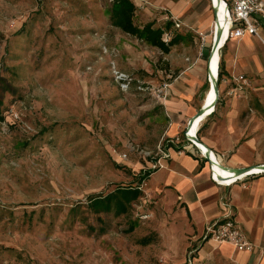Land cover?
<instances>
[{
  "label": "rangeland",
  "instance_id": "1",
  "mask_svg": "<svg viewBox=\"0 0 264 264\" xmlns=\"http://www.w3.org/2000/svg\"><path fill=\"white\" fill-rule=\"evenodd\" d=\"M131 1L136 26L166 28V42L180 37L168 55L114 28L109 0H0V264H223L180 199L171 202L170 188L154 186L165 172L150 180L155 171L139 152L119 159L130 146L167 152L169 141L182 139L184 121L171 128L186 115L171 112L165 98L171 90L180 104L193 84L186 107L199 111L210 46L206 38L201 47L198 33L208 27L197 23L210 14L192 7L174 17L161 0ZM172 17L185 26L175 28ZM232 58L245 83L218 82L215 113L198 138L227 166L261 165L264 64L259 49ZM115 72L131 78L128 88ZM237 184L264 192V175ZM127 187L141 193L127 213L90 208L91 198ZM224 192L218 203L231 204ZM253 250L264 253V240Z\"/></svg>",
  "mask_w": 264,
  "mask_h": 264
},
{
  "label": "crops",
  "instance_id": "2",
  "mask_svg": "<svg viewBox=\"0 0 264 264\" xmlns=\"http://www.w3.org/2000/svg\"><path fill=\"white\" fill-rule=\"evenodd\" d=\"M261 1L264 3V0ZM161 5H164L168 9L169 14L174 17H184L186 14H189L190 11L192 13V7H202L203 11L208 10L210 19L206 21H199L197 24L201 28L208 27V31H206L205 34L209 33L214 20L209 0H161ZM198 16L199 14L197 13V17ZM174 17H172L171 19H175L180 22L182 26H185V24L181 22L179 18ZM261 35L264 36V31H261ZM238 40H243V44L241 43V46L237 49L236 42ZM258 49L260 54L258 66L262 68V64H264V46L261 44L259 39L252 35H244L242 38H228L220 52L221 64L224 70L223 78L226 80H229V78L231 77L237 78L234 74L239 73L243 69V66L241 67L239 65H233L232 57L236 55V53L237 56H243L246 51L252 52ZM204 66L206 73V59L204 61ZM233 67H235L234 70H232ZM232 71L234 73H231ZM239 76L242 75H238V77ZM192 85L193 84L188 85L190 89L185 90L186 92H184V94H181L180 104H176V102H174V100L172 99L173 94H171V90L167 92L165 103L168 105V109L171 112L177 111V113H180L179 111H181L184 115H186L184 117L181 116L182 119L180 120L177 117L173 118L174 125L171 128L172 133L178 130V127L176 125L177 123H179V121L180 123L184 121V126H186L188 121L196 115V110L189 111L186 107L187 99H191L194 94V90L191 89ZM206 92L204 94L200 108L203 106L206 100ZM215 110L216 108L214 107L213 113L210 116L206 117L200 123L196 131V135L197 132H199V130L202 128L203 124L208 120V118L215 113ZM196 139L200 141L197 136ZM201 143L211 151L216 164L219 163L218 165L224 169H253L259 166L262 167L264 165L261 164L257 166L235 167L236 164L234 162H230L231 165L227 166L224 163L223 155L218 154L203 142ZM185 144L186 142L182 141L178 146L172 145L169 148L168 152L170 157L169 159L162 161V164L164 166L163 169L151 173L150 180L151 177H153V175L158 171L165 172L163 174V178L154 186H164L165 188H170L172 193H170L169 195V201H174L175 197L180 199L186 213H190L194 217L196 224H198L200 227L202 226L200 229L201 234L206 225L213 224L219 219L221 210L220 203H218L220 197L219 195L225 194V190H230V202L233 208L232 212L234 220L239 225L248 241L253 244L254 249H256V247H261V244L264 240V224L262 225V215L264 213V192H255L254 186H252L250 189H247V191H243L242 189H240L239 184L237 183L228 188L217 187L210 179V169L208 162L206 161V159L199 156L196 149L190 148V151L192 152H183L179 154L173 151V146L178 150V148L182 147ZM262 179L263 178H258V180L253 181V183L255 184V182ZM205 248H207V250H210V248H212L214 251L217 250V254H219V256H217L216 258L223 259V264H264V253L261 252L260 254L257 250H253V252L251 253L238 252L230 245H214L212 244V242L205 243Z\"/></svg>",
  "mask_w": 264,
  "mask_h": 264
},
{
  "label": "built area",
  "instance_id": "3",
  "mask_svg": "<svg viewBox=\"0 0 264 264\" xmlns=\"http://www.w3.org/2000/svg\"><path fill=\"white\" fill-rule=\"evenodd\" d=\"M110 3H112V0H109ZM210 7L212 9L213 13V19H216L218 21V15L220 11L224 14V19H226V24L228 28V38H242L244 35H252L259 39L261 44L264 46V36L261 35L262 26L257 20L256 16L260 17L261 19H264V3L261 0H209ZM222 9V10H220ZM173 25L175 28L179 29L181 27V23L178 22L175 19H171ZM214 21V20H213ZM168 34L165 32L163 34L162 40L166 42L165 37H167ZM216 36V27L215 23L213 22L211 29L208 34H204L199 32V43L201 47L203 48L206 38H208L209 42V50L211 49L212 43L214 41V38ZM220 47L217 49V52L219 54L218 57V64H217V75L216 80L221 81L223 79V76L219 79V71H220V64H221V49ZM202 55V53H201ZM115 78L118 82L121 83V86L123 88H128V86L131 83V78H129L127 75L123 73L115 72ZM238 82L245 83V80L242 76H239L236 78ZM168 85H164V88H167ZM2 123H6V120ZM1 124V123H0ZM186 128V127H185ZM189 132H184V135L182 139H179L176 137L174 140L169 141L170 146L172 145H179L182 141H185L186 144L182 147L178 148V153H183L184 151L191 152L190 148H194L197 150V153L199 156L205 159V155L198 149V147L193 144L194 142L191 141L188 138ZM168 148V151H169ZM135 147H128L125 151L126 153L119 154V159L121 161H127L128 156L127 153L135 152L138 153L143 160H145V164L148 166V168L153 169V171L163 169L162 161L169 159L170 155L169 152L162 150L160 147H157V152L155 153L151 151L141 150ZM209 164V163H208ZM214 164L216 163H210L209 169H210V179L217 187H231L230 185H224L221 184L216 179V171L214 169ZM219 164V163H218ZM218 164H216L218 167H220ZM252 176H261L260 175H248L245 176L240 181H236L235 184L238 182L244 181L246 178L252 177ZM234 185V184H233ZM220 216L219 219L213 223L208 224L205 226L200 239L204 243L212 242L216 245H223L227 244L232 246L236 251L238 252H245V253H251L254 249L253 244L248 241L244 233L242 232L239 225L234 220L233 212L231 209V204H229L227 201H221L220 203Z\"/></svg>",
  "mask_w": 264,
  "mask_h": 264
},
{
  "label": "trees",
  "instance_id": "4",
  "mask_svg": "<svg viewBox=\"0 0 264 264\" xmlns=\"http://www.w3.org/2000/svg\"><path fill=\"white\" fill-rule=\"evenodd\" d=\"M111 25L120 30L122 33L144 42L146 45L158 49L162 54L168 55L171 48L177 46L181 40L179 36H174L168 42L162 40L164 30L154 28L153 23H147L141 28L133 22L135 14V5L131 0H112L109 9ZM172 22V21H171ZM170 25V23L168 24ZM224 75L222 64H220L219 79ZM3 103L0 99V123L5 121L2 109ZM201 130V129H200ZM199 130V132H200ZM197 132V138L199 135ZM199 139V138H198ZM144 175H149L144 174ZM145 176L142 177L143 180ZM140 191L136 188H117L112 193L104 197L91 198L89 201L90 208L95 213L114 212L121 215L128 212L131 203L140 197Z\"/></svg>",
  "mask_w": 264,
  "mask_h": 264
},
{
  "label": "bare ground",
  "instance_id": "5",
  "mask_svg": "<svg viewBox=\"0 0 264 264\" xmlns=\"http://www.w3.org/2000/svg\"><path fill=\"white\" fill-rule=\"evenodd\" d=\"M222 10V9H220ZM214 22V21H213ZM218 23L220 24L221 27V31H222V35L219 41V45L218 48L222 47L224 45V43L226 42V38L228 36V28H227V24H226V19H224V14L220 11L219 15H218ZM218 57L219 54L217 51H215L213 53V55L211 56V60H210V70L212 72L213 77H216L217 75V64H218ZM215 91H214V83L212 82L211 84H209L208 82V92L206 95V100L203 104L202 107L206 106V109L204 110V113L200 116H194V122L193 125L188 129L189 134L188 137L191 138V140L194 141L193 144H195L198 149H200V151L204 154V155H209V158L211 159V161H213L214 163H216L213 154L211 153V151L206 148L205 146H203V144L200 141H195L194 138H196V131L200 125V123L208 116H210L213 113V105L215 103ZM214 169L216 171V179L224 185H230L232 186L233 184H235V182L238 180L240 181L241 179H243L245 176L248 175H264V168L259 166L253 169H247L245 172L236 175L232 170H227L224 169L222 167H218L216 164L213 165ZM238 183V182H237Z\"/></svg>",
  "mask_w": 264,
  "mask_h": 264
},
{
  "label": "water",
  "instance_id": "6",
  "mask_svg": "<svg viewBox=\"0 0 264 264\" xmlns=\"http://www.w3.org/2000/svg\"><path fill=\"white\" fill-rule=\"evenodd\" d=\"M214 23H215V27H216V36L214 38V41L212 43V46H211V49L209 51V55L206 59V75H207V82H209V84H211L212 82L214 83V91H215V95H216V98H215V103L213 105V107L216 106L217 104V101H218V97H219V93H218V82L219 80H216V77H213L212 75V72L210 70V60H211V56L213 55V53L215 51H217L218 49V45H219V41H220V38H221V35H222V31H221V27H220V24L218 23V21L216 19H214ZM206 109V106L204 107H201L199 109V111L196 113V116H200L204 113V110ZM193 122H194V119L191 118L187 125H186V129H185V132H189L188 129L193 125ZM190 140L191 138L188 137ZM195 141H197L196 138H194ZM193 141V140H191ZM194 142V141H193ZM205 159L206 161L210 164V163H213V161H211V159L209 158V155H205ZM264 168V165L262 166ZM247 169L246 168H240V169H234L232 170L236 175L238 174H241L243 172H245Z\"/></svg>",
  "mask_w": 264,
  "mask_h": 264
}]
</instances>
